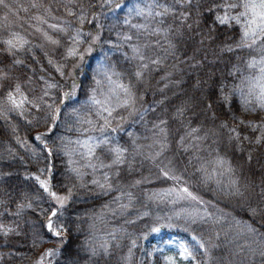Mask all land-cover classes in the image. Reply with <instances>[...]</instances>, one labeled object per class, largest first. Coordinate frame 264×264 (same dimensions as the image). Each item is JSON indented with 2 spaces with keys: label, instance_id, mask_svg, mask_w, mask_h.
Wrapping results in <instances>:
<instances>
[{
  "label": "clouds",
  "instance_id": "9594fccd",
  "mask_svg": "<svg viewBox=\"0 0 264 264\" xmlns=\"http://www.w3.org/2000/svg\"><path fill=\"white\" fill-rule=\"evenodd\" d=\"M122 3L123 0H28L24 9L27 16L21 21L12 22L8 19L11 5L3 0V3H0L5 10L3 20L0 21V44L10 32L20 33L28 43L24 49L9 55L12 58L11 63L5 61L0 65V70L11 73L7 81H0V109H3L0 120L8 122L10 127L15 125L17 128L18 122L14 121L13 117L18 116L30 126L28 130L41 135L49 130L50 124L59 123L64 134L58 133L59 139L52 143L48 141V146L53 151L68 157V164L69 160L72 161L69 164L70 173L74 174L70 186L72 193L80 192L86 195L104 190L94 185L92 181L95 178L103 182L104 174L108 173L112 184L109 190H115L119 195L113 200L116 208H110L106 204L104 209L119 215L118 209L123 210L119 207V197L128 198L130 193L131 206H137L132 204L134 200L139 202L140 207H146L147 202L151 201L162 209L163 214L161 211H156L154 214L149 212V216L151 215L154 221L157 217L165 221H169L170 218L172 227L195 230L205 242L218 248L222 247L224 242L220 237L225 233L218 229V222H213L217 218L215 201L224 202L232 207L233 211L246 207L254 213L259 211L264 214V179L259 183L251 181L238 166L231 163L227 158L226 145L223 143L221 124L208 120L206 114L197 127H191L190 120L182 122L180 127L185 128L186 131L174 143L175 133L179 131V127L175 131L166 127L168 120L162 116L168 109L165 108L163 112L157 113L154 119L149 117L148 105L150 103L159 105L163 100H146V95L150 91L154 95L157 89L150 83V73L146 72L147 69L142 67V63L136 62L140 59L132 50L131 55L128 56L130 60L128 65L112 60L107 53L96 62L95 67L88 65L89 55L97 49L103 50L105 45L117 50H122L125 44L129 47L137 45L143 54V48L148 45V37L168 32L167 28H160L159 33L156 32L159 27L151 28V24L158 16L157 13L155 16L151 12L145 15V9L142 13L139 12L138 9L142 8L138 5L129 6L128 15L122 21L115 20V9L120 8ZM148 8L153 9V5H149ZM33 9L36 11L32 12ZM54 9H63V12L55 14ZM108 13H112L113 20L105 24L102 17L107 16ZM37 16L43 17L46 23L37 21ZM136 16H142L143 22H134ZM93 20L96 21L95 27H87ZM156 23L160 24L162 21ZM49 24H59L64 28L63 31H58L56 38L53 37L59 42L56 46L63 49L56 54L55 60L50 56L55 49L49 48L44 38L40 43L34 39L37 34L48 32L43 26L49 28ZM105 31L114 32L116 41L107 37L102 39ZM94 36L99 39H93ZM132 41L135 43H130ZM155 43L159 45V41ZM69 48L75 49V55L67 54ZM36 49L48 59V64L55 68L58 76L53 75L50 69H43L42 65L41 69H36L31 63L26 64L25 69H17L13 65L12 61L16 56L25 64L24 54H30L32 60L41 64ZM164 52H169V49H164ZM0 53H6L5 48H0ZM163 59H167V56ZM147 60L150 62L151 57ZM27 68H31L32 71H27ZM137 71L142 73L140 77L136 75ZM17 81L23 86V91L28 97L23 115L11 109L6 99L8 86L14 85ZM48 84L54 87L49 88ZM172 107L176 109V113L182 115L189 111L192 116H200L201 112L206 113L200 98L194 93L178 98ZM176 113H172V116ZM52 117L56 118L52 119ZM171 118L170 116L169 119ZM137 125L139 131H127L128 143L121 145L117 134ZM193 129L198 131L193 132ZM81 146L87 147V152H82ZM116 146L124 149L125 160L122 165H127L126 168L112 164L111 149ZM97 148H101L102 151L97 153L95 151ZM89 149L94 150L91 156L88 154ZM178 149H183V152L177 151ZM169 152L171 155L168 154ZM184 153H188L186 159L181 158ZM218 157L230 162L232 171L218 166L216 163ZM145 162H147L148 174L141 173L137 177L135 173L140 172ZM101 164L105 166L101 167ZM108 165L112 166L108 167ZM73 168L79 170V176L71 171ZM161 168L174 170L175 175L181 177L180 183L186 184L197 195L200 194L198 196L204 202V207L208 210L214 209L210 211L211 219L196 218L194 221L188 215L193 209L201 208V205L195 201L175 200L173 197L151 198L154 192L169 187L160 188L158 191L140 188L142 183L159 179ZM89 169L91 171H88ZM87 176H91V179H86ZM232 180L238 181V192L233 189ZM207 194H211L214 201L204 199V195ZM178 212L181 213L179 216L176 215ZM251 243L255 244L257 241L253 239ZM259 244L264 248V237L260 239ZM261 255H264V251ZM214 264H243V261L238 259L236 254L231 258L220 255Z\"/></svg>",
  "mask_w": 264,
  "mask_h": 264
},
{
  "label": "trees",
  "instance_id": "16d2710c",
  "mask_svg": "<svg viewBox=\"0 0 264 264\" xmlns=\"http://www.w3.org/2000/svg\"><path fill=\"white\" fill-rule=\"evenodd\" d=\"M147 1L149 5H153V9H151L153 16L158 12H164L163 6L172 9L164 15L156 16V20L151 24V28H167L168 32L147 38L148 45L143 48L146 60L143 62L149 63L146 72L150 73V83L155 85L157 89L154 95L150 91L146 95V100H163L162 104L150 103L148 105L149 117L154 119L157 113L163 112L165 108L168 109L162 116L168 120L166 127L173 129V131L179 127V131L175 133L174 143L186 131L185 128L180 127L182 122L190 120V126L197 127L205 114L208 120L216 124L227 122L229 127L238 125V120H233L234 116L245 120H255L250 117L258 118L264 114L258 108L255 112L251 111L250 107L248 111H245L240 93L232 91L237 86H241L242 80H244L243 90L247 93L248 80L244 78H252L258 75V67L249 68L247 62L253 57L258 60L261 55L258 51L259 45L251 49L236 47L237 42L241 39L242 25L241 22L237 23L231 17L241 12L242 7L239 5L243 3V0ZM6 2L11 5V11L8 13L9 21H21L27 16L24 9L28 0H6ZM224 3H236L238 7L225 9L221 6ZM156 5L162 7H155ZM4 11L0 6V21L3 20L1 16L4 15ZM31 11L35 12L36 10ZM61 12L63 9H54L55 14ZM185 12L188 13L186 19L181 15ZM225 13L229 16V20L225 24H221L216 20V16ZM144 14L148 15L149 10L145 11ZM124 18L123 15L120 17L118 13L115 20L122 21ZM112 20L113 17L109 15L102 18L105 24L112 22ZM156 21H162V23L157 24ZM134 22H143V17L136 16ZM95 23L96 21L93 20L87 27L94 28ZM43 27L54 38L58 36V31H53L46 25ZM105 37L114 42L117 39L114 32L105 31L102 39ZM34 39L40 43L43 37L41 34H37ZM155 41H159V45ZM169 41L175 45L174 50L169 49ZM45 43L49 48L55 49L54 52L50 53V56L53 60L57 59L56 54L63 49L48 42ZM228 46L232 47L231 51L228 50ZM0 48H4V45L0 44ZM106 49H104L105 53L112 60L119 61L124 65L130 63L128 56L131 55V48L129 45L125 44L122 50H117L114 47ZM164 49H169V52H164ZM35 51L37 57L41 59V64L32 60L30 54H24L25 64L16 66L17 69H25L26 64L31 63L36 69H41L42 65L43 69H50L53 75L58 76L55 68L48 64V59L43 57V53L39 49ZM164 56H167V59H163ZM148 57H151V60L160 57L162 63L152 64L147 60ZM11 59L7 53H0V65L5 61L11 63ZM136 62L142 63L141 61ZM26 70L32 71L31 68ZM88 70L90 71V69ZM165 76L166 78H163ZM222 90L229 94L227 101L223 99ZM193 93L200 98L206 113L201 112L200 116H192L190 111L183 115L176 113L172 104L176 103L178 98ZM239 112L251 115L244 116L245 114L242 115ZM172 113H176V115L172 116ZM170 116L171 119H169ZM13 120L18 122L15 133L12 132L8 122L0 120V174H3L0 175V224L13 229L7 235L0 232V264H35L40 254L51 246L50 241L54 239L50 234H47L46 229L41 227L45 219L44 210L53 207V204L29 174H39L38 169L43 168L46 163L50 164L51 172L45 171L43 176L50 180L55 189L66 194L74 174L70 173L71 166L68 164V157L63 153L53 151V155L46 160V150L34 139L37 133L28 130L30 126H27L20 117L14 116ZM239 127L243 135L253 136L250 129L243 126ZM52 128L54 135L55 130H58L61 135L64 134L59 123ZM129 130L139 131V126L127 128L125 132L117 134L118 142L121 145L128 143L127 131ZM220 131L223 134V143L226 145L227 158L231 163L238 166L251 181L259 183L261 179H264V144L257 145L250 140H242L237 144L236 141H229L227 129L221 128ZM15 136L27 140L29 144L36 147L38 156L33 157L25 147L18 144ZM58 139L59 135L54 137L52 142ZM193 143L198 142L193 141ZM9 149L12 151L9 152ZM81 151L87 152V147ZM95 151L99 153L102 149L97 148ZM177 151L183 152V149ZM168 154L171 155V152ZM187 155L188 153H184L181 158L186 159ZM120 167L126 168L127 165ZM136 167L140 166L136 165ZM141 173L148 174L147 162L135 175L139 177ZM86 179H91V176H87ZM174 183L160 175L159 179L142 183L140 188L156 191L160 188L173 186ZM25 194L36 198L32 199V208L24 209L22 214L17 216L15 215L17 204L23 201ZM118 195L115 190L109 189L97 190L95 193L86 195L80 192L72 193L68 206L63 209V214L59 217L65 226V231L62 235L63 242L57 259L53 264H124V257L127 255L129 247H132L131 241L133 239L136 240V245L132 247L131 264H135L140 244L149 235V227L154 223L151 215L138 218V214L142 211H148L150 214H154L156 211L163 213L162 209L151 201L147 202L146 207H140L139 202L134 200L132 204L137 206H130L123 210L118 209L120 214L114 215L112 211L104 209V205L107 204L110 208H116L113 200ZM198 195L200 194L198 193ZM204 199L214 201L211 194L204 195ZM127 203L129 200L126 196L119 197V204ZM215 204V211L217 218H219L217 227L225 235L220 237V240L224 242L223 246L211 249L212 264L220 255L231 258L233 254H236L237 258L243 261V264H264V255H261L264 248H261L259 244L260 239L264 237V214L259 211L254 213L246 207L233 211L232 207L220 201H215ZM203 207L204 205H201V208ZM213 210L209 208V211ZM176 228V232L181 237H191L189 232L183 231L179 227L161 226V229L166 230ZM36 232L41 233L43 240L34 243V233ZM142 233L147 235H142ZM197 233L199 234V232ZM253 239L257 243L252 244ZM105 241L108 243L107 253L99 248V245ZM92 246L97 247L95 255L90 250ZM197 258L201 259L200 256Z\"/></svg>",
  "mask_w": 264,
  "mask_h": 264
},
{
  "label": "snow or ice",
  "instance_id": "6c2138e0",
  "mask_svg": "<svg viewBox=\"0 0 264 264\" xmlns=\"http://www.w3.org/2000/svg\"><path fill=\"white\" fill-rule=\"evenodd\" d=\"M0 3H3V0H0ZM225 9H235L238 7L236 3H224L221 5ZM158 7H162L158 5ZM164 12H158L157 15H164L167 12L171 10L168 6H163ZM239 7H242L244 11L240 12L238 15L231 17V19L236 20L237 23L241 22V18H244V26L242 29V35L239 42H237L236 47L237 48H253L256 45H259L258 51L261 53L259 59L257 60L255 57L251 58L247 65L249 68L258 67V75L256 77L252 78H244L248 80L247 84V93L243 90V84L244 80H242V85L237 86L232 91L239 92L243 103L245 105V111L249 110V107L251 108V111L255 112L258 108L261 112H264V0H243V3L239 5ZM139 12H143V9H138ZM151 12V9L149 8V13ZM69 14H71V11L69 10ZM182 17L185 19L188 16V13H181ZM4 19H7V17H4ZM37 21L41 23H46L43 17L37 16ZM216 20L221 23L225 24L229 20V16L227 13L224 15H217ZM81 22H83V17H81ZM49 29H52L53 31H63L64 28L59 24H49ZM161 31L160 28L156 29V32L159 33ZM42 37L50 44L56 45L58 44V40L54 39L53 36H51L48 32H41ZM93 39H99V37H93ZM125 39H128V37H125ZM28 41L17 32H10L8 37L3 40L2 44L4 45V48L6 50V53L8 55H12L22 49L27 45ZM169 49L174 50L175 45L171 43V41L168 42ZM131 50L134 54H136L140 61L142 62V67L144 69L149 68L148 63H143L145 60V56L141 53L140 47L137 45H130ZM228 50L231 51L232 47L228 46ZM67 54L69 56L75 55V49L69 48L67 50ZM172 54V53H170ZM51 63V61H49ZM13 65L20 66L23 65V61L16 56L14 60L12 61ZM150 63L152 64H160L161 58L156 57L155 59L151 60ZM59 70V69H57ZM11 73L9 71H3L0 70V81H7L10 78ZM136 75L140 77L142 73L140 71H137ZM163 78H166L163 77ZM254 81V82H253ZM48 87H54L52 84H48ZM258 89V91H257ZM222 96L225 101L229 99V94L224 93L222 90ZM6 99L9 107L13 110H16L21 115H23V110L25 108L26 102L28 100L27 94L23 91V86L20 84L19 81H17L14 85L8 86V91L6 93ZM182 111V110H181ZM3 114V109H0V115ZM57 114H59L57 110ZM56 117H52V119H55ZM233 120H238V125H233L229 127L227 122H221V128L227 129L229 135L228 139L229 141H236L237 144L242 142V140H250L252 143H255L257 145L264 144V118H261L259 121L255 120H245L239 117H233ZM31 123V121H29ZM239 126H243L244 128L250 129L253 133L252 137H249L248 135H243L242 131L240 130ZM52 127H55V124H50L48 126V131H46L43 135L40 133H37L34 137L36 141L39 142V144L43 147L44 150L47 152V156L45 159L47 160L48 157H51L53 155V150L51 147L48 146V138H47V132H50ZM12 132L15 133L17 131V128L15 125H11ZM163 131V130H162ZM193 132H197L198 129H193ZM15 140L18 144H20L22 147H25L33 157L38 156V149L36 147H33L31 144L28 143L27 140H22L19 136H15ZM12 150L9 149V152ZM92 149L88 150L89 156L93 154ZM113 158H112V164L113 165H122L125 160L124 156V149L120 148L119 146L113 147L111 149ZM67 154V153H66ZM249 159H251V156H249ZM72 161L69 160V164H71ZM217 165L222 168H227L228 171H232L231 163L226 161L223 157H218L216 161ZM90 167H94V165H89ZM105 165L101 164V167H104ZM112 165H108V167H111ZM48 171L51 172V165L45 164L43 168L38 169L39 174L31 173L29 174L32 179L35 180V182L39 185V188L43 191V193L47 194L50 201L54 202L56 206L49 207L48 209L44 210V221L41 225L43 229L47 230V234H50L51 237L55 238L51 240V243H54L57 245V247H49L46 248L39 256V258L35 261V264H51V258L54 257L58 251H59V245L63 242L62 241V235L65 231L64 224L60 221L59 217L63 214V209L66 204V202L71 198L72 196V189L68 188L67 194H61L59 190L55 189L48 178H45L43 176L44 172ZM77 176L80 175V172L78 169L73 168L71 169ZM160 175L165 177L168 180H171L174 183V186H171L167 189H161L158 192H154L152 194L153 199H165L168 197H173L175 200H182V199H188L191 201H195L196 203L200 205H204V202L200 199V197L190 190L188 186L185 184L180 183L181 177L178 175H175L174 170L172 169H166L161 168L159 169ZM3 175V174H0ZM92 183L96 185L97 187L101 189H111V177L108 175V173L104 174L103 182L99 179H93ZM139 183V181H137ZM232 187L235 191H239L238 187V181L232 180L231 181ZM36 197H30L28 194L24 195L23 201L17 204L15 215L19 216L22 214L24 209H30L32 208V199ZM131 194H128V200L129 203L127 204H120L119 207L122 209L128 208L131 206ZM255 211V210H253ZM181 213H176L177 216H179ZM188 215L195 221L196 218H199L200 220L205 219H211L212 214L207 209V207L203 208H197L193 209L191 213H188ZM149 212L143 211L138 214V218L148 217ZM102 219V217H99ZM219 218H216L213 222H218ZM133 222V221H130ZM162 225H167L168 227H172L169 221H165L160 217H157L154 223L149 227V231L152 233H157L161 230ZM13 231L12 228L0 224V232L7 235L9 232ZM186 232H189L191 236L192 243H188L185 241H182L179 244V256L183 258L184 260L188 261V264H212V255H211V249L215 247V245L205 242L203 237L198 234L195 230H189L185 229ZM113 238H115L114 234ZM142 235H147L146 233H142ZM218 235V234H217ZM35 239L34 243L36 241H42L43 236L40 232L34 233ZM132 247H135L136 240L133 239L131 241ZM132 247H129L127 255L124 257V264H131V258H132ZM99 248L103 249L105 253L108 252V243L105 241L103 244L99 245ZM91 252L93 255L97 253V247L92 246ZM151 255V253H149ZM200 256L201 259H198L197 257ZM166 264H178V261L173 256H166L165 258Z\"/></svg>",
  "mask_w": 264,
  "mask_h": 264
},
{
  "label": "rangeland",
  "instance_id": "374dc122",
  "mask_svg": "<svg viewBox=\"0 0 264 264\" xmlns=\"http://www.w3.org/2000/svg\"><path fill=\"white\" fill-rule=\"evenodd\" d=\"M136 1H140V2L137 3ZM133 5H138L140 8L145 9V11L149 10V8H148L149 3L146 0H123V3L121 4L120 8L115 9V11L116 10L120 11V9H122V11L124 12V14H122V15H123V17H125L126 15H128L129 6H133ZM1 17L3 18V15ZM102 18H104V17H102ZM243 26H244V23H242V29H243ZM130 43H133V41ZM106 48L112 49L113 47L112 46L108 47V45H105L104 49H106ZM103 50L97 49V51L100 52L101 57H104V55H105V53H103ZM97 61H99V60H97ZM239 114H242V115L245 114L244 116L251 115L249 113H240V112H239ZM250 118H253L255 120H260L261 118H264V114L260 115V117H258V118H255V117H250ZM83 148H84V146H81V149H83ZM169 187H171V186H169ZM158 190L159 189H157L156 191H158ZM60 193L66 194V193H62V192H60ZM69 200L66 202L64 209L68 206ZM52 204H53V206H56L54 202H52ZM75 228H76V226H75ZM179 228L182 229L183 231H185L183 228H181V227H179ZM176 231H177V228L174 230L173 229L172 230L161 229L157 233L150 232L149 235L146 236L140 244V247H139V250H138V253L136 256L135 264H166V261L164 259L166 256L175 257L176 260L178 261V264H188L187 260H184L183 258H181L179 256V251H180L179 244L182 241L192 243L191 237L183 238ZM50 245L51 246H49V247H53V248L57 247V245L54 243H51ZM61 245H62V243L58 246L59 249H60ZM58 253H59V251H58ZM58 253L54 257L51 258V264H53L55 259H57ZM149 253H151V255H149ZM74 261H75V259H74Z\"/></svg>",
  "mask_w": 264,
  "mask_h": 264
}]
</instances>
